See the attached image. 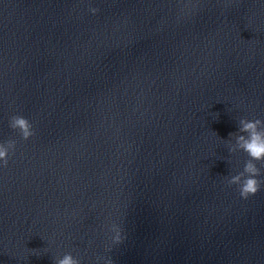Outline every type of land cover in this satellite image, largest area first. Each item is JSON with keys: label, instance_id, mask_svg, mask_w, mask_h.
I'll use <instances>...</instances> for the list:
<instances>
[{"label": "water", "instance_id": "water-1", "mask_svg": "<svg viewBox=\"0 0 264 264\" xmlns=\"http://www.w3.org/2000/svg\"><path fill=\"white\" fill-rule=\"evenodd\" d=\"M241 118L264 0H0V264H264V182L227 183Z\"/></svg>", "mask_w": 264, "mask_h": 264}, {"label": "clouds", "instance_id": "clouds-1", "mask_svg": "<svg viewBox=\"0 0 264 264\" xmlns=\"http://www.w3.org/2000/svg\"><path fill=\"white\" fill-rule=\"evenodd\" d=\"M90 11L95 13L97 9L91 8ZM240 125L238 131L247 133V136H237L235 147H230L229 151L233 152L238 148L247 153L249 158L245 161L242 171L227 177V183L238 185L240 196L247 198L249 195L255 194L261 183L264 182L258 179L261 174V167H264V127H261L264 125V121L259 118L252 120L241 118ZM9 126L18 130L21 138L25 140L34 134L30 121L19 114L10 118ZM232 135L233 133H229V136ZM14 147V140L0 143V161L3 162V165H7L9 150L14 149ZM256 162H260V167L257 166ZM113 239L114 241L120 240L119 232ZM56 264H80V261L71 253H65L61 259L56 261ZM106 264H111V261L108 260Z\"/></svg>", "mask_w": 264, "mask_h": 264}]
</instances>
